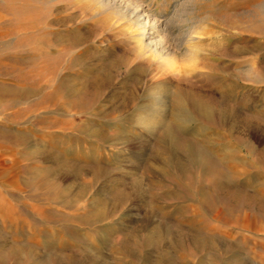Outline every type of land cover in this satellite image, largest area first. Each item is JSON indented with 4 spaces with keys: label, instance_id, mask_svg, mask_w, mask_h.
Segmentation results:
<instances>
[{
    "label": "rangeland",
    "instance_id": "rangeland-1",
    "mask_svg": "<svg viewBox=\"0 0 264 264\" xmlns=\"http://www.w3.org/2000/svg\"><path fill=\"white\" fill-rule=\"evenodd\" d=\"M0 264H264V0H0Z\"/></svg>",
    "mask_w": 264,
    "mask_h": 264
},
{
    "label": "bare ground",
    "instance_id": "bare-ground-1",
    "mask_svg": "<svg viewBox=\"0 0 264 264\" xmlns=\"http://www.w3.org/2000/svg\"><path fill=\"white\" fill-rule=\"evenodd\" d=\"M139 10V9H138ZM140 11V10H139ZM136 12V11H135ZM138 13V12H137ZM136 15V14H135ZM141 16V15H140ZM139 17V16H138ZM140 18V17H139ZM142 22V21H141ZM149 23V22H148ZM145 26H146V24H144ZM149 26V25H148ZM147 29L148 28H146V31H145V33L147 32ZM142 40H143V38H142ZM149 47H151L152 49H153V45H148ZM157 47V46H156ZM159 47V46H158ZM156 50V49H155ZM155 93V92H154ZM148 110V109H147Z\"/></svg>",
    "mask_w": 264,
    "mask_h": 264
}]
</instances>
